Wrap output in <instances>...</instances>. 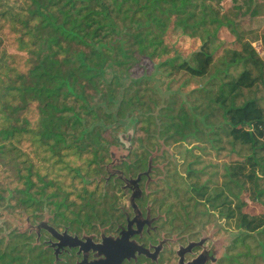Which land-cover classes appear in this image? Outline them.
<instances>
[{
	"label": "trees",
	"instance_id": "1",
	"mask_svg": "<svg viewBox=\"0 0 264 264\" xmlns=\"http://www.w3.org/2000/svg\"><path fill=\"white\" fill-rule=\"evenodd\" d=\"M222 1L0 0V217L28 223L5 235L0 227V264H44L32 228L84 222L112 206L105 178L82 180L109 174L108 149L130 148L135 132L141 151L118 164L124 176L146 167L155 140L194 138L212 149L228 141L240 158L223 165L221 182H201L202 170L187 164L196 181L184 184L176 212L187 218L178 223L200 205L237 232L218 264H264V211H245L264 197V107L255 97L237 102L243 90L264 87V55L255 50L260 43L264 54V35L242 20L264 15V4L242 0L223 11ZM182 40L197 44L183 55ZM147 63L169 79L207 77L197 91L208 99L161 100L150 77L133 75Z\"/></svg>",
	"mask_w": 264,
	"mask_h": 264
},
{
	"label": "flooded vegetation",
	"instance_id": "2",
	"mask_svg": "<svg viewBox=\"0 0 264 264\" xmlns=\"http://www.w3.org/2000/svg\"><path fill=\"white\" fill-rule=\"evenodd\" d=\"M155 159L149 154L146 167L134 176L108 171L104 185L110 183L107 189L115 196L105 212L84 222L41 221L32 228L35 242L46 251L44 264H218L222 255L216 232L178 224L164 199L157 202L149 195Z\"/></svg>",
	"mask_w": 264,
	"mask_h": 264
},
{
	"label": "rangeland",
	"instance_id": "3",
	"mask_svg": "<svg viewBox=\"0 0 264 264\" xmlns=\"http://www.w3.org/2000/svg\"><path fill=\"white\" fill-rule=\"evenodd\" d=\"M242 0H223L221 2V7L223 11L228 10L233 3H241ZM243 28H253L256 24H246L247 16L243 17ZM197 44L196 41L182 40L180 43V50L183 55L187 54L188 50L195 47ZM258 43H256V50L263 56V51L260 50ZM146 75L150 77L151 87L157 89L159 93V98L163 100L166 98L169 93H176L179 98L184 99L185 95L188 101H193L196 97H199V102H204L208 98L204 97L203 89L198 92L197 90L206 85L208 82V78H190L185 74H180L172 79L163 77L158 73H155L153 70V66L151 64H146V69H135L134 77H139L142 75ZM172 80L170 83L169 81ZM213 82L217 83V80ZM169 86V87H168ZM207 86H209L207 84ZM169 90V92H168ZM212 91H216V88H213ZM255 97L260 100V104L264 107V87L261 84L255 85L251 90H243L242 94L237 98V102L240 103L245 98ZM126 134H120L119 137H124ZM141 137V134L135 132L132 135L133 145L130 148H126V145L117 144L116 146L111 147L109 150L110 157L109 161L111 163H115L116 165L112 167V169H120L119 161L122 158L129 157L131 151L139 152V143L135 141L136 138ZM122 142V141H120ZM215 149H212L210 144L203 141H198L194 138H189L183 143H175V144H164L163 139L155 140V143L151 150H149V154L155 155L156 159L153 161L154 166H156V172L151 176L154 182L151 186L147 188L150 196H153L157 199V202H161L163 199L166 203L165 206L172 205V212L176 213V217L174 219L175 222L178 221V217L187 218V214L182 212H176L179 210L180 202L184 201L183 192L185 189L184 184H189L190 182L196 181L195 178L192 180L191 178H187L186 175V166L187 164L194 163L193 168L196 170H202V172L198 173V180L205 181L210 179L213 184L219 183L222 181L223 176V165L227 164L233 160H237L240 158L239 155L235 153V151L231 150L230 144L228 141L224 140L215 142ZM133 149V150H131ZM236 150L241 154L246 153L245 148L236 147ZM152 152V153H151ZM131 159L132 161H135ZM149 155L147 157V160ZM108 174L103 176H95L92 178L85 177L83 178V183L93 182L95 183L98 180H103L106 178ZM94 185V184H93ZM92 186V185H90ZM169 187V188H168ZM171 188V189H170ZM178 191L180 193V197H175L173 191ZM179 204H178V200ZM261 203L252 204L249 203L246 210L252 214H259L264 211V197L261 198ZM125 201V199L123 200ZM187 204V203H186ZM157 206V205H156ZM188 207V205H187ZM186 207V210H187ZM165 208V207H164ZM203 207L198 205L194 210L193 207L189 209L188 218H190V222L186 220L187 227H191L197 230H201L204 233L210 232L214 230L216 235L220 239V255L223 256L225 254L226 249L232 244L234 237L237 232L233 230V226H228L225 224L223 220L217 218V215L211 213L203 212ZM46 212V211H45ZM204 213V214H202ZM48 214V213H47ZM181 224V223H178ZM0 227H1V235H5L9 232L16 231H24L28 229V223L25 222L24 215H15V214H4L0 217ZM179 227H181L179 225ZM221 256V258H222ZM220 258V259H221ZM219 259V260H220ZM219 263V262H218Z\"/></svg>",
	"mask_w": 264,
	"mask_h": 264
},
{
	"label": "crops",
	"instance_id": "4",
	"mask_svg": "<svg viewBox=\"0 0 264 264\" xmlns=\"http://www.w3.org/2000/svg\"><path fill=\"white\" fill-rule=\"evenodd\" d=\"M258 4L261 5V8L263 9L264 0H258ZM256 24L253 28H245L247 31H256L259 35V38H261L264 35V15L263 13L258 16L247 17L246 24ZM264 55V54H263Z\"/></svg>",
	"mask_w": 264,
	"mask_h": 264
},
{
	"label": "built area",
	"instance_id": "5",
	"mask_svg": "<svg viewBox=\"0 0 264 264\" xmlns=\"http://www.w3.org/2000/svg\"><path fill=\"white\" fill-rule=\"evenodd\" d=\"M258 45H259V47L262 49V47H261V44H260V43H258ZM261 49H260V50H261ZM255 50H256V49H255Z\"/></svg>",
	"mask_w": 264,
	"mask_h": 264
},
{
	"label": "water",
	"instance_id": "6",
	"mask_svg": "<svg viewBox=\"0 0 264 264\" xmlns=\"http://www.w3.org/2000/svg\"><path fill=\"white\" fill-rule=\"evenodd\" d=\"M137 179H138V177H137Z\"/></svg>",
	"mask_w": 264,
	"mask_h": 264
}]
</instances>
